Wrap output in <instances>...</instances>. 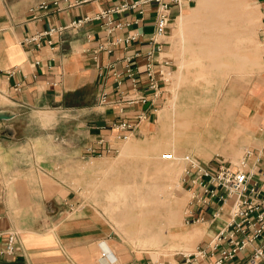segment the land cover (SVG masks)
Returning <instances> with one entry per match:
<instances>
[{
  "label": "crops",
  "instance_id": "obj_1",
  "mask_svg": "<svg viewBox=\"0 0 264 264\" xmlns=\"http://www.w3.org/2000/svg\"><path fill=\"white\" fill-rule=\"evenodd\" d=\"M69 1L70 4L63 0H0V89L7 96L6 100L0 99V111L13 114L11 118H0V232L20 233L15 254L0 256V264H185V251L155 260L151 252L132 250L115 234L95 202L77 194V187H81L77 172L83 165L117 150L120 141L114 136L112 124L121 119L137 124L139 114L146 112L150 117L155 111L156 102L127 106L122 111L116 105L100 104L99 98L104 91L115 97L119 87L131 90L128 69L134 72L137 67L143 68L145 54L152 49L156 75L170 69L171 22L179 6L172 5V20L165 36L150 44L158 2ZM138 1L135 8L114 13V23L109 25L94 19L53 37L54 44L43 39L42 45L36 47L25 41L52 26L67 25ZM261 1L264 12V0ZM42 3L49 7L41 8ZM186 6L187 3L183 9ZM262 22L259 38L264 49V15ZM133 36L135 39L126 42ZM157 43L161 50L156 49ZM262 57V70L252 77L244 97L241 125L236 124L248 137L238 138L236 131L228 130L229 122L213 116L208 125L211 137L204 138L207 143L223 142L221 132L228 133L221 144L227 152L221 153L230 157L241 152L242 143L248 142L246 150L252 155L247 159V169L254 171L255 181H260L264 173V54ZM142 78L139 90L151 96L153 90L144 75ZM36 111L47 114L32 116ZM230 117V112L225 115L226 120ZM32 119L40 124L39 134L28 133ZM144 123L146 120L138 123L135 134L142 132ZM231 133L234 142L229 141ZM190 189L193 197L185 215L186 234L197 238L198 248L209 243L229 221L232 201L204 204L195 199L200 190ZM217 208H222L223 214L213 220ZM2 246L0 242V249ZM251 252L248 249L238 253L233 261L224 264H248Z\"/></svg>",
  "mask_w": 264,
  "mask_h": 264
},
{
  "label": "rangeland",
  "instance_id": "obj_2",
  "mask_svg": "<svg viewBox=\"0 0 264 264\" xmlns=\"http://www.w3.org/2000/svg\"><path fill=\"white\" fill-rule=\"evenodd\" d=\"M199 1L187 0V6L183 9V12L179 11L173 17L171 22L174 24L172 25L171 36L172 48L169 53L171 67L166 71L162 82L161 101L155 107V111L148 117L146 123L143 124L142 132L139 134L133 133L126 140L120 139L117 150L111 152L110 155H103L102 157L99 156L92 159L77 172V183L78 185L81 184L80 188L77 187V194L95 202V207L98 208V211L112 225L115 234L119 235L132 250L151 252L155 260H158L161 256H172L178 252H191L196 248L197 238H188V235L184 233L187 230L185 215L188 203L193 197V190L185 182L186 170H189L194 164L202 167L208 166L210 165V161L240 163V159H242L247 149L246 147H248L246 146L248 142H243L241 146L242 151L237 154L235 153L234 156L231 155L232 157L221 153L227 152L226 147L221 145L226 141V137L228 136V133L224 131L221 132V140L223 142L213 140L208 144L207 139H202L201 141L203 142L200 141V145L197 144L199 145L197 148V145L195 147L191 145L183 146V144L176 142L174 146L175 152L177 151V155L185 159L178 162V165L183 166V173L180 175L177 186L174 187V197L176 199L174 200L175 205H172L178 211L179 217L175 228L171 229L168 225L169 221L166 218L169 216L170 205L165 204L158 208L161 210V214L163 213L162 219L156 220V224L159 226H153V228L155 227L154 230L156 231L154 232L158 234L160 231H163L162 235L164 233L163 237L165 240L163 239V241L157 243L147 238L150 234L148 236L147 233H144V237L142 234L141 239V236L132 235L120 230L113 218L114 215L117 216L130 210L138 212L140 209L137 208L140 207V204L137 203L138 198H134L138 195L137 191H140L142 194L146 193L147 187L150 184V174L149 171L146 174L141 157H153V153L148 154L146 150L156 143L157 137L165 133L166 130L177 129V127L185 122L179 117L190 109L191 111L193 110V114L191 119L188 120V123L191 124L189 126L195 127L201 133L207 131L209 122H211L210 120H212L213 116H219L223 121L229 122L227 124L228 130L236 131L235 135L238 138L241 136L243 138L248 137L246 131L239 129L236 124L240 121L244 97L249 93L252 77L262 70L263 66L262 55L264 54V49L263 43L259 38V29L263 26L262 17L264 15L261 5L255 0H238L246 10L250 11L255 24L253 25V32L244 37L242 41L235 42L237 44L236 49L242 54L243 62L241 67H237L240 63L234 61L235 58L231 57L232 60L229 61L228 55H225L226 57L222 58V63H227V65H230L228 69H231L225 70L223 68L215 69V66H212L210 58L193 52V48L197 49L198 43L196 40L190 38L192 26L189 27V25L185 26L184 24L186 18L192 15V10L198 7L199 4L197 2ZM248 56H250V63L245 61ZM229 112L231 117L226 120L225 115ZM31 114L33 116L34 114L43 115L47 113L36 111ZM31 121L34 123L31 125L32 128L28 130V133L39 134L41 132L40 124L36 123L37 120L32 119ZM145 124L147 126H144ZM232 135V133L229 135V141L234 142ZM138 150L145 151L144 155H138L136 153ZM132 204L136 206L138 211L134 209ZM126 207L128 208L124 209ZM159 227L163 230H160ZM176 233L177 235H175Z\"/></svg>",
  "mask_w": 264,
  "mask_h": 264
},
{
  "label": "built area",
  "instance_id": "obj_3",
  "mask_svg": "<svg viewBox=\"0 0 264 264\" xmlns=\"http://www.w3.org/2000/svg\"><path fill=\"white\" fill-rule=\"evenodd\" d=\"M70 4L69 0H63ZM145 2H158L157 18L155 21L156 30L155 36H160L165 33L169 25L170 8L172 3L163 0H142ZM180 4V0H174ZM261 3V0H256ZM57 3V1L55 2ZM137 3H123L120 6L112 7L100 11L96 15L86 16L83 19L74 20L67 25L52 26L46 30L36 32L26 38V43H32L36 47L42 45V40L46 39L49 44L53 43V37L63 34L67 29L79 28L84 22L94 19H100L106 22L107 25L114 23L113 14L120 13L129 8H135ZM41 8H48L47 3H42ZM115 26V25H114ZM117 26V25H116ZM113 29V28H109ZM135 36L128 37L126 42H131ZM157 42L154 37L151 38L150 44ZM157 50H161L157 43ZM146 62L142 67H137L134 72L138 76H134L133 70L128 69V75L132 79L131 90H125L119 87L116 96L113 97L108 92H102L100 95V104L102 105H140L144 106L149 102L150 96L148 93H143L139 90L138 83L145 76L148 87L153 90V93L158 91L159 76L156 75L154 50L145 54ZM130 61L132 58L129 59ZM165 65L170 66L169 61H165ZM140 74V76H139ZM131 91H134L133 94ZM3 91L0 89V96ZM1 98V97H0ZM153 103V102H151ZM150 103V104H151ZM146 113V112H144ZM142 117V114L139 115ZM134 128L131 121L121 119L112 124V130L119 134L120 138L126 139L128 136L124 133L125 130ZM251 153L248 152V155ZM244 157L240 163L232 164L224 161H210V165L202 167L192 165L187 171V178L191 179V186L197 185L201 190L195 197L197 201L204 204L218 202L225 204L232 201L230 219L222 226L214 238L205 246L198 247L194 252H185L182 254L185 264H224L233 261L238 253L250 249L251 255L248 258V264H264V173L261 175L260 181H255V173L247 169L248 160ZM202 192V193H201ZM222 208L216 209L213 214V220H218L222 217ZM19 241V235L16 230L0 232V242L3 243L0 249V256H13L16 251V245ZM106 257V255H105ZM149 264H160L158 262H150Z\"/></svg>",
  "mask_w": 264,
  "mask_h": 264
},
{
  "label": "bare ground",
  "instance_id": "obj_4",
  "mask_svg": "<svg viewBox=\"0 0 264 264\" xmlns=\"http://www.w3.org/2000/svg\"><path fill=\"white\" fill-rule=\"evenodd\" d=\"M163 1L168 2V3L171 2L172 5L174 4L178 5L180 12H183V6L185 3H187V0H180L181 1L180 4L175 3L174 0H163ZM197 3L199 4V5L197 4L198 7L192 10V13H191L192 15L186 18L185 24H184L185 26H188V25L189 27L192 26L190 38H192L193 40H196V42L199 44V45L197 44V49L193 48V52L210 58L212 60V66H215V69L223 68L227 70L230 67V65H227V63L225 64L222 63V60H223L222 58H224L225 55H228L229 61L232 60L231 57L235 58V60L234 59L233 60L238 61V63H240L237 65V67H241L242 62H243L242 54H240L238 50L236 49L237 44H235V42L238 43L239 41H242L244 37L248 36L251 32H253L252 30H253V25L255 24V22H254L253 17L250 15V11L246 10L245 7H243L238 0H200ZM172 5L170 8L169 24H170V21L172 20V15H171ZM168 28H169V25L166 28L165 33L163 35L155 36L154 34V39L156 40L157 38L165 36ZM155 30H156V26H155ZM197 60L199 59L197 58ZM245 61L250 63V56H248V58H246ZM167 70L168 69H164L163 72L161 71L160 76H159L160 80H158V91L155 93H152L149 99L150 103L156 102L157 106L160 102V101L157 102V99L160 96L162 97V90H163L162 82L164 80ZM228 70H231V69H228ZM200 71H201V68H200ZM0 97H1L0 99H5V100L7 99V96L4 92L1 94ZM115 105L116 104H112V106H115ZM116 106H119L122 111H125V108L131 105L123 104V105H116ZM192 111L190 109L189 111L184 112L181 115L179 114L180 115L179 118H181L185 122L182 123L181 121L182 124L179 127H177V129H172V130L170 129L169 131L166 130L165 133L157 137L158 138L156 139L157 142L152 144V146H150L146 150L148 154L153 153V157H147V158L141 157V162L145 168L146 174H148L147 171H149L150 184L147 187L146 193L142 194L140 193V191H137L138 195L134 199L138 198L137 203L140 204L139 205L140 207H137V208H140L139 211L137 210L134 204L132 205L134 206V209H136L138 212H134L131 210L127 212L122 211L123 213L117 216L116 215L113 216L120 230L128 232L132 235L135 234L136 236H141V239H142V234H143V237H144V233H147L148 236L150 234L149 236L150 238L149 237L147 238L151 239L155 243L161 242L163 241V239L165 240V238L163 237L164 233L162 235L163 231L162 232L160 231L159 234L157 232H154L156 231L154 230V228L157 227L158 225L156 224V220L160 219L163 214V213L161 214V210L158 208H160V206H163L165 204L170 205V209L168 213L169 216L166 217L169 221V224H168L169 228L171 229L175 228L176 222L179 217V213L172 206L174 204V200L176 199V197H174V194H175L174 187L177 186L178 181L180 180V175L181 173H183V166L181 167L180 165H178V162L184 158L177 155V151L175 152L176 149L174 148V146L176 142H179L180 144H183V146L191 145L192 147L193 146L195 147V145L199 144L202 139L211 137L210 136L211 132L209 131V128L207 129V131H205V133L204 132L201 133V131L197 130L195 127L189 126L191 124L188 123V120L191 119V116L193 114ZM141 114H142L141 118L139 117L140 114L138 115V118H137L138 123H142L143 121L147 120L149 117L147 113L142 112ZM138 123L137 124L132 123L134 125V128L124 131V133L127 134L128 136L126 139H129L130 136L133 135L135 129L138 127ZM114 136L117 137L119 140L123 139L119 137V134L116 133V131H114ZM199 145H197L196 148ZM248 152H250L251 154L248 155ZM136 153L140 156H143L145 151L138 150ZM244 155L245 157L246 156L249 157L252 155V152L250 150H246ZM187 171L188 170H186V173H185L186 184L189 185L191 188L199 190L196 184H193L191 186V179H188L186 176ZM124 205L126 206L125 203ZM127 208L128 207L124 209H127ZM153 226L155 227L153 228ZM159 229L163 230L160 227ZM17 232H18V235L20 236L19 231ZM184 233H186V231ZM175 235H177V233ZM194 251H191V252H194Z\"/></svg>",
  "mask_w": 264,
  "mask_h": 264
},
{
  "label": "water",
  "instance_id": "obj_5",
  "mask_svg": "<svg viewBox=\"0 0 264 264\" xmlns=\"http://www.w3.org/2000/svg\"><path fill=\"white\" fill-rule=\"evenodd\" d=\"M13 114L8 111H0V118H11Z\"/></svg>",
  "mask_w": 264,
  "mask_h": 264
}]
</instances>
